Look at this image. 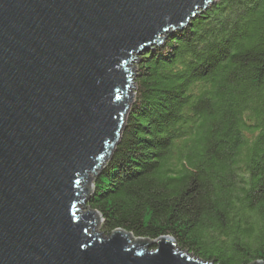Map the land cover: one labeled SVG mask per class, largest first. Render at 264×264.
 Here are the masks:
<instances>
[{"label":"water","instance_id":"95a60500","mask_svg":"<svg viewBox=\"0 0 264 264\" xmlns=\"http://www.w3.org/2000/svg\"><path fill=\"white\" fill-rule=\"evenodd\" d=\"M214 1L0 0V264H214L171 237H102L81 211L134 101L130 64Z\"/></svg>","mask_w":264,"mask_h":264},{"label":"trees","instance_id":"16d2710c","mask_svg":"<svg viewBox=\"0 0 264 264\" xmlns=\"http://www.w3.org/2000/svg\"><path fill=\"white\" fill-rule=\"evenodd\" d=\"M136 60L134 101L89 197L102 233L264 264V0H215Z\"/></svg>","mask_w":264,"mask_h":264},{"label":"rangeland","instance_id":"374dc122","mask_svg":"<svg viewBox=\"0 0 264 264\" xmlns=\"http://www.w3.org/2000/svg\"><path fill=\"white\" fill-rule=\"evenodd\" d=\"M140 56V55H139ZM139 56H136L137 58L139 57ZM136 65H137V60H135L132 64H130V66H129V68L132 70V74H131V77H130V80H131V84L135 87V89H133V88H130V91H131V94H132V96H133V100H134V98H135V90H136V84H135V75H136ZM131 105L132 104H130V107H131ZM130 107H129V110H130ZM128 110V111H129ZM128 114V113H127ZM127 114H126V116H127ZM93 175H88V177H92ZM93 178V177H92ZM94 179V178H93ZM93 179H91V181H90V188H91V190L93 191ZM92 194V193H91ZM90 194V195H91ZM90 197V196H89ZM89 197L84 201V207L81 209V211L82 212H84V211H87V210H93V209H91V207L89 206ZM98 233H100L101 234V236L102 237H105V238H107V236L108 235H105L104 233H102V220H101V222H100V224H99V227H98ZM110 235V234H109ZM155 249V246L152 248V247H148L147 248V250L148 251H152V250H154ZM193 256V255H192Z\"/></svg>","mask_w":264,"mask_h":264},{"label":"bare ground","instance_id":"6f19581e","mask_svg":"<svg viewBox=\"0 0 264 264\" xmlns=\"http://www.w3.org/2000/svg\"><path fill=\"white\" fill-rule=\"evenodd\" d=\"M152 47H154V46H152ZM152 47H150V48H152ZM132 237H133V236H132ZM133 238H134V237H133ZM129 244L132 245L133 243H132V242H129Z\"/></svg>","mask_w":264,"mask_h":264}]
</instances>
